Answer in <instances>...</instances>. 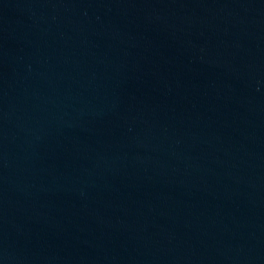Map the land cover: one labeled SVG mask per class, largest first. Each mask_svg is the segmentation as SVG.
I'll list each match as a JSON object with an SVG mask.
<instances>
[{
  "label": "water",
  "instance_id": "water-1",
  "mask_svg": "<svg viewBox=\"0 0 264 264\" xmlns=\"http://www.w3.org/2000/svg\"><path fill=\"white\" fill-rule=\"evenodd\" d=\"M0 264H264V0H0Z\"/></svg>",
  "mask_w": 264,
  "mask_h": 264
}]
</instances>
